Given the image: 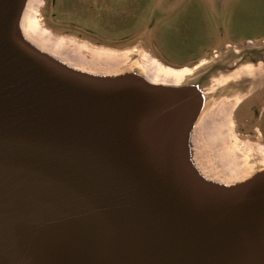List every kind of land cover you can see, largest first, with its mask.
Returning a JSON list of instances; mask_svg holds the SVG:
<instances>
[{
	"label": "water",
	"instance_id": "obj_1",
	"mask_svg": "<svg viewBox=\"0 0 264 264\" xmlns=\"http://www.w3.org/2000/svg\"><path fill=\"white\" fill-rule=\"evenodd\" d=\"M28 2L0 0V264H264V170L217 189L186 156L210 77L68 65Z\"/></svg>",
	"mask_w": 264,
	"mask_h": 264
},
{
	"label": "rangeland",
	"instance_id": "obj_2",
	"mask_svg": "<svg viewBox=\"0 0 264 264\" xmlns=\"http://www.w3.org/2000/svg\"><path fill=\"white\" fill-rule=\"evenodd\" d=\"M57 4L29 0L25 19L28 24L37 22L36 27L31 25L38 34L30 37L33 44L68 65L77 66L70 51L56 47V40L117 51L118 60L101 64L100 74L138 75L147 69L157 75L156 60L191 67L180 83L210 77L209 106L222 109L221 114H210L197 124L185 147L205 184L223 189L264 170V116L259 120L264 109V0H57ZM77 15L89 21H77ZM236 68L247 69L238 87L218 80Z\"/></svg>",
	"mask_w": 264,
	"mask_h": 264
},
{
	"label": "bare ground",
	"instance_id": "obj_3",
	"mask_svg": "<svg viewBox=\"0 0 264 264\" xmlns=\"http://www.w3.org/2000/svg\"><path fill=\"white\" fill-rule=\"evenodd\" d=\"M34 26H37V22L33 20L32 23ZM32 24H28L25 16L23 18L22 22V28L23 32L27 37H38V34L35 32L33 27L31 26ZM56 47L60 50H66L71 52V58L73 59L72 61L75 62L78 68L84 69V70H89L92 72L97 73V69H100L101 64H115V62L118 60L117 59V51H114L112 49H100L96 47H91V46H86V45H77V44H69L67 43L66 40L60 39L56 40L55 42ZM154 70L157 75H154L147 69H145V73L148 75L151 80L158 82V81H171V82H181L183 80L184 75H186L190 70L191 67L187 65L183 66H170V65H164L161 63H158V61L154 60ZM83 64V66L81 65ZM98 66V67H96ZM199 64L195 65V67H198ZM194 67V68H195ZM247 69H241V68H236L232 72L228 73L225 76L219 77V81H223V84H227L228 86L231 85L232 82L235 83V86H239V77L240 75L244 76L247 72ZM262 78V77H258ZM222 109L219 110V108L213 109L212 107L210 108H205L203 112L200 115V120L205 119L207 116L210 114L213 115L218 112V115L221 114Z\"/></svg>",
	"mask_w": 264,
	"mask_h": 264
},
{
	"label": "flooded vegetation",
	"instance_id": "obj_4",
	"mask_svg": "<svg viewBox=\"0 0 264 264\" xmlns=\"http://www.w3.org/2000/svg\"><path fill=\"white\" fill-rule=\"evenodd\" d=\"M56 5H58V4H57V0H56ZM78 6L80 7L81 5H78V3H77V7H78ZM82 6H91V5H84V4H83ZM77 11H79V9H77ZM87 20H88L87 18H84V17H82V16L77 15V21H87ZM88 21H89V20H88ZM78 27H79V26H78ZM79 31H81L82 33H84L85 31H88V32H89V30H85V29L82 30L81 28H79ZM245 43H246V42H245ZM247 43H252V40H251V39H248V40H247ZM230 44H231V43L228 42V43H226L224 46H228V45H230ZM224 46H223V47H224ZM262 47H263V46H262ZM216 50H217V49L214 48V49H213V52L216 51ZM256 111H257V110H256ZM263 116H264V109H263V111H261V113H260V119H259L260 121H262ZM261 128H262V127H261Z\"/></svg>",
	"mask_w": 264,
	"mask_h": 264
}]
</instances>
